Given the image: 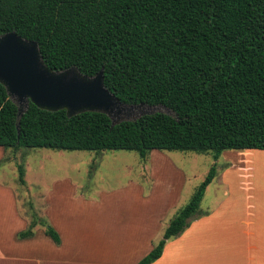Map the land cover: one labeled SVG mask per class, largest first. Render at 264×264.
I'll return each mask as SVG.
<instances>
[{
    "label": "trees",
    "instance_id": "16d2710c",
    "mask_svg": "<svg viewBox=\"0 0 264 264\" xmlns=\"http://www.w3.org/2000/svg\"><path fill=\"white\" fill-rule=\"evenodd\" d=\"M15 31L39 43L53 70L77 67L127 104L166 105L175 112L113 125L109 115L49 111L30 102L24 115L0 83V146L6 150L214 152L264 150V0H0V35ZM26 184L25 169L18 166ZM214 163L163 238L138 264L159 259L166 242L201 215ZM36 217V215H34ZM37 218V217H36ZM61 242L54 227L33 220Z\"/></svg>",
    "mask_w": 264,
    "mask_h": 264
},
{
    "label": "crops",
    "instance_id": "0c3cea01",
    "mask_svg": "<svg viewBox=\"0 0 264 264\" xmlns=\"http://www.w3.org/2000/svg\"><path fill=\"white\" fill-rule=\"evenodd\" d=\"M155 164H143L144 170L151 169L149 189L146 178L129 180L102 193L89 210L81 209L87 199L69 179L43 194L38 199L47 206L42 216L59 233L60 243L41 223L31 237L21 238L32 216L43 219L33 214L34 203L30 211L20 209L19 193L0 184V264H138L162 239L180 198L175 184L160 177ZM220 201L214 211L208 208L169 239L152 264H264V208L249 198L248 208L238 210L226 193Z\"/></svg>",
    "mask_w": 264,
    "mask_h": 264
},
{
    "label": "rangeland",
    "instance_id": "374dc122",
    "mask_svg": "<svg viewBox=\"0 0 264 264\" xmlns=\"http://www.w3.org/2000/svg\"><path fill=\"white\" fill-rule=\"evenodd\" d=\"M140 113L138 109H124L119 115L120 118H115L131 120ZM145 163L148 166L154 164L155 167L157 163L158 175L171 180L180 192L177 208L172 210L168 223L180 208L189 203L214 163L217 164V173L206 189L200 206L201 214L208 212V208L209 211L218 208L225 193L227 199L235 202L238 210L248 208L245 201L249 198H255L256 207L258 205L264 208V150L260 149H226L217 161L213 151L199 153L153 150L145 161L137 151L129 150L97 152L22 147L15 151L0 146V184L19 193L23 198L20 197L21 201H18L20 209L25 206L30 211L34 203L33 214L38 212L42 221H45L46 217L42 213L47 206L38 199L56 184L69 179L76 185L79 194L87 199L81 209L89 210L94 208L91 203L99 201L102 193L114 191L126 185L129 180L146 178L150 180L146 184V189H149L152 181L151 169L147 167L144 170ZM20 164L25 169L27 186L19 181ZM32 217V221L39 219ZM162 235L163 232L155 243Z\"/></svg>",
    "mask_w": 264,
    "mask_h": 264
},
{
    "label": "water",
    "instance_id": "95a60500",
    "mask_svg": "<svg viewBox=\"0 0 264 264\" xmlns=\"http://www.w3.org/2000/svg\"><path fill=\"white\" fill-rule=\"evenodd\" d=\"M0 83L18 105L21 117L33 102L49 110H66L69 117L84 112H101L110 116L113 125L121 120L124 109H138L143 115L164 112L175 116L166 105L127 104L105 85L104 70L89 76L73 66L53 70L44 61L39 43L15 31L0 35Z\"/></svg>",
    "mask_w": 264,
    "mask_h": 264
}]
</instances>
